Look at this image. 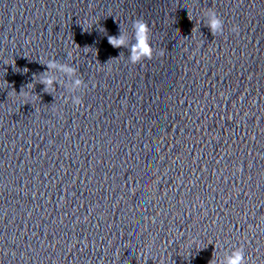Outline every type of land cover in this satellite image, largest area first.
I'll list each match as a JSON object with an SVG mask.
<instances>
[{
	"label": "clouds",
	"instance_id": "9594fccd",
	"mask_svg": "<svg viewBox=\"0 0 264 264\" xmlns=\"http://www.w3.org/2000/svg\"><path fill=\"white\" fill-rule=\"evenodd\" d=\"M212 19L210 22V27L215 33L216 30L220 28V20L216 18L215 13L211 14ZM134 27L136 29V38L138 41V44L134 47V55L132 56L133 62H139L141 59L148 58L150 59L152 56V49L148 42V32H149V24L142 20H135L134 21ZM237 29L234 27L233 31H236ZM124 38L121 36L119 39L115 37L109 38V43L112 44L114 47H119L124 44ZM49 67H55V65H49ZM27 71V69H25ZM65 71H71V69H65ZM42 83L45 84L46 87L50 86L52 84L51 79L43 80ZM77 84H79V81H77ZM244 254L242 250H236L233 252V254L228 258L227 264H244Z\"/></svg>",
	"mask_w": 264,
	"mask_h": 264
}]
</instances>
